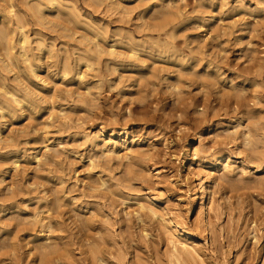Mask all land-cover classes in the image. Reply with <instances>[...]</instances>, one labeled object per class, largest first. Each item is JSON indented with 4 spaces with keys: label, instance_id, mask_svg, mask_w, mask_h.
I'll use <instances>...</instances> for the list:
<instances>
[{
    "label": "rangeland",
    "instance_id": "374dc122",
    "mask_svg": "<svg viewBox=\"0 0 264 264\" xmlns=\"http://www.w3.org/2000/svg\"><path fill=\"white\" fill-rule=\"evenodd\" d=\"M40 2L45 14L41 20L34 8ZM11 4L30 37L37 75L32 77L17 46L13 51L19 70L15 65L8 71L0 68V86L4 83L19 95L29 89L37 99L21 108L14 106V112L3 118L0 113V239L5 246L0 264H38L33 248L38 233L26 236L21 219L35 210L36 190L48 200L58 193L64 199L59 210L51 212L58 221L54 228L59 229L51 239L60 236L58 242L68 247L53 254L50 264H91L84 251L96 236V227L82 225L98 201L88 176L94 156L90 138L101 124L109 126L101 137L105 142L130 143L135 138L140 141L133 146L143 153L152 146L154 157L148 163L153 174L134 180L132 187L126 184L124 191L142 198L160 197L189 225L195 224L201 203H208L204 197L194 204V187L205 173L214 174L223 166L215 168L214 159L230 155L231 161L243 162L246 176L236 170L223 186L214 181L210 185L215 194L208 214L216 235L213 239L206 235V262L263 264L264 142L259 140H264V0H0V23ZM3 40L0 58L5 56ZM96 42L103 49L113 46L116 60L104 54L88 68L79 57L92 56ZM132 47L139 62L129 57ZM65 62L72 67L67 76ZM77 71L84 74L83 80H77ZM123 125L127 133L121 130ZM246 126L254 146L246 138ZM112 129L116 132L111 137ZM187 141L200 151L203 162L193 151L183 160L180 151ZM56 147L60 153L45 159L43 154H54ZM252 150L262 153L259 161L249 157ZM36 154L42 163L36 162ZM104 206L106 210L109 203ZM111 219L115 223L121 218L114 211ZM120 222L113 227L116 245L130 252L123 249L130 245L120 231L126 224ZM254 234L259 240L254 241ZM159 249L165 250L162 243Z\"/></svg>",
    "mask_w": 264,
    "mask_h": 264
},
{
    "label": "bare ground",
    "instance_id": "6f19581e",
    "mask_svg": "<svg viewBox=\"0 0 264 264\" xmlns=\"http://www.w3.org/2000/svg\"><path fill=\"white\" fill-rule=\"evenodd\" d=\"M15 8L16 7L13 4H11L9 10H7L8 12L1 16L2 22L0 23V26L2 25L1 27H4V28L3 29L0 28V33L4 32L5 35H2V37L0 36L1 37L0 39L4 38L5 40V41L3 40L5 42L3 44V47L5 46L4 47L5 56L4 57L2 56V58H0V64L1 63L4 64V66L0 68H3V70L8 71V69L11 66L14 69L13 65H15L16 67L17 66L20 67V64L18 65L19 58L17 57V54L13 51L18 46L20 50L19 56L23 58V62L26 63L27 68L29 69V72H31L30 74H32V77H33V75L34 76L37 75L36 65L34 64L35 56H33L30 53L32 50L30 46L31 44L29 43L30 37L28 33H25L23 19L21 18L22 16L20 17V14L16 12ZM34 8L36 11L35 14L37 15L36 17H38L41 20L45 15L43 13V7H42L41 2L38 3L37 7H34ZM13 17L16 18V25L13 24ZM15 32H17L20 35L19 38L17 37L16 34H14ZM3 36H6V37H3ZM15 37H17L18 39H16ZM41 43L42 42L38 43L39 44L38 46H42ZM93 46L94 48L90 49V51H94L92 56L88 54H84L83 56L81 55V57H79V61L84 60L88 68L92 67L93 60L95 59L99 60L104 54L110 55V57L111 56L114 57L117 55L115 54L117 53V51H115L113 46L109 47V49H103L99 44H97V42ZM120 53L121 52L118 53L119 54L118 57H120L121 59ZM130 53H131L129 56L130 58H133L136 61L139 60L140 57H138V51L134 47L131 48ZM52 55H54V53H52ZM114 58L116 60V57ZM135 60L133 62H135ZM70 66L71 65L68 62L64 63V69H63L64 74L63 75L67 76V74H69L72 71V67ZM117 69L118 68H116V65H115V68L113 66L114 71ZM75 75L78 78V79L76 78L77 80L81 81L84 78V74L81 73L80 71H77ZM8 88L6 87V84L4 83L3 85L0 86V90L3 91V95L2 96L0 95L1 118H3V114L6 112H9V113L14 112L12 111L14 106L16 107L19 106L21 108L25 103L33 104L35 102L34 100L37 99V98L34 99L32 97L34 93L33 95H31L32 93H30L29 89L25 91V94L19 95L17 91L10 90ZM17 89H19L18 86H17ZM22 90H25V89H22ZM108 129H109V126L101 124L100 129L97 131V133H95V136L93 135V137L90 138V145L93 147L94 156L89 159V167H90L89 171H92V172H90L88 177L91 179L90 187L94 189V192L96 193V198L98 201L94 205L93 210L89 211L90 212L89 216H86L87 217L86 220L83 221L82 227L85 229L95 230L94 227H96V232H95L96 236H92L93 237L91 238L92 242L90 241L88 242L90 244H88L87 248H85L86 251H84L85 252L84 255L86 253L87 255L89 254L91 264H128L127 261L125 262L126 255L128 253L130 254L129 257L131 256V259L128 261L129 264H208L206 262V258L209 254L207 253L208 248L206 245V240H207L206 235L207 234L211 235V239L215 238V235H216L214 228H213L211 217L208 214L209 211L213 210V206H212L213 205V195L215 194V190H213V188H211L210 185L214 181V183H216L217 186H223L225 183L224 180L232 176L236 170H239L242 176L243 175L246 176L247 173H249L247 170V167L244 165L243 162H241V164H237L236 162L231 161L230 155L228 156L220 155L219 157L214 156L213 158L217 157L213 161V163L216 164L215 168L218 167V165L222 163H223V166L221 168L215 169L214 174L213 172L209 170L210 172L205 173L203 178L200 179V183L196 187H194V191H195L194 199H193L194 204H196L197 202L198 203L201 202L204 197H208L207 198L208 203L207 204H204L203 202L201 203L199 211H198V217L196 219L195 224L189 225L186 221H184L183 215L181 213L173 212V210L170 209L168 205L166 206L165 202L163 203L160 197L154 194H146V195H143L144 197L142 198V197L132 196L129 193H126L124 191V190L128 191V188L126 187L128 186L132 187L131 185L134 180L141 181L147 178V176H151L153 174L152 167L148 163V160L154 157L153 151H152L153 149L150 148L151 146L150 145L147 147V150L145 151V153H143L142 151H139L133 146V144L139 143L140 141V140L136 141L135 138H132L130 143H128V140L115 141L113 139L110 140L109 142H105L103 139H101V137H104L105 134L108 133ZM121 130L127 133L126 126L123 125V128ZM247 130L248 131L246 133H248L247 136L249 135V137H246V138L250 139V136L252 134H250L251 131L249 132L248 128ZM115 132L116 131L113 129L109 130L110 136L111 137L114 136ZM164 140H165L166 148H168L169 146H167V143H166L167 140L166 139ZM250 141H251L250 143H252L251 145H253L254 140L250 139ZM260 141L264 142V140H259V142ZM247 142H249V140ZM181 149L182 150L180 151V153L182 154L184 161L188 157L189 152L193 151V156L197 157L200 162H203L202 157L200 155V151L197 148H194V149L193 147L191 148L190 141H187L186 145ZM256 151L257 150H252V152H249L248 155L254 161L255 160L259 161V156L262 153H259V151H257L258 152L257 154ZM55 153H60V149L58 147L54 149V154L49 153L48 151V152H45L43 156L45 159L53 160L55 157ZM13 158H10V159H13ZM34 159L36 160V162L42 163L41 157H39L37 154L34 156ZM115 161H118V164H116ZM126 161L128 162L126 163ZM18 162H19L18 159H15L13 161V164L17 165ZM153 169L157 170V168H153ZM159 172L160 171L156 173V175L158 174L157 178L161 176ZM126 184H128V186ZM37 192L38 191L36 190V192L34 193V197L32 198V199L37 200L36 201L37 204H35L36 206H34L35 210L33 209L34 211L32 213H28L27 215L23 216L24 218H21L23 219V221H25L23 222L24 226L22 227V230L26 232L25 233L26 236H30L31 232L33 231H36V233H38V235L35 236L37 237L35 240L36 245L35 246L33 245L34 246L33 248L36 250L35 254L37 255V261H38L37 263L38 264H50L52 255L53 254L56 255V253L60 254L61 253L60 250L61 249L64 250L65 249L64 247H66V243L64 244L63 241L62 243L58 242L59 239H62L60 236H59L60 238L57 236L56 238H54V240H52L53 238L51 239L52 237L51 234L59 230L57 229L58 227L54 228V225H58V221L57 219L55 220L53 218V216L51 215V212L52 210L54 211V209L59 210L62 204L60 202L61 200H64V199L61 198L62 195L59 196L58 195L59 193L58 194L56 193L57 195L53 199L48 200V198L45 196L46 194L44 196L43 194H41L42 191L41 192L39 191L38 193ZM182 199L183 198H179V200L184 201ZM71 200H74L73 196ZM107 202L109 203V207H107V209L108 208H110V210L114 209L115 215L121 218L120 223H122V225L123 223L126 224V227L124 225L125 227L124 230L123 228L122 229L120 228V231L123 234L122 236L125 235L124 237L125 241H126V238H128L127 244L131 246L132 251L131 249L128 250V247L130 246H128L127 249L125 248L126 247L125 243H124L125 247L123 249L130 251V252H125L121 248H119L120 246L118 247L116 245L115 238H117V236L115 235L116 230L114 231L113 227L120 220L118 221L116 220L117 222L115 223L112 222L111 215L114 211L112 210L113 212L112 213L110 212L108 214L106 212L107 209L104 210L106 206V205L104 206V204ZM118 207L120 210H118ZM122 216H125V219L122 218ZM122 225L120 224V226ZM135 228H137V230L139 229V235H137L136 233L137 231H135L136 230ZM42 233H44V235ZM135 236L137 238H135ZM152 238H158V239L155 240ZM253 239H255L254 241L259 240L256 234H254ZM160 243H162L163 246L165 247L164 251L159 249ZM115 246H117L118 248ZM4 248L5 246L2 244L1 239H0V253L4 254L2 251ZM144 249L145 251H147L146 253L143 251ZM114 260L118 262L115 263ZM153 260H154V263H153Z\"/></svg>",
    "mask_w": 264,
    "mask_h": 264
}]
</instances>
